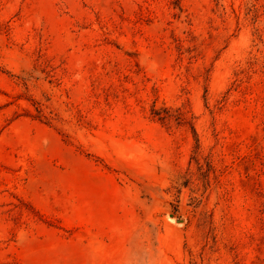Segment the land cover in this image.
<instances>
[{
    "label": "rangeland",
    "instance_id": "obj_1",
    "mask_svg": "<svg viewBox=\"0 0 264 264\" xmlns=\"http://www.w3.org/2000/svg\"><path fill=\"white\" fill-rule=\"evenodd\" d=\"M0 264H264V0H0Z\"/></svg>",
    "mask_w": 264,
    "mask_h": 264
},
{
    "label": "trees",
    "instance_id": "obj_2",
    "mask_svg": "<svg viewBox=\"0 0 264 264\" xmlns=\"http://www.w3.org/2000/svg\"><path fill=\"white\" fill-rule=\"evenodd\" d=\"M36 108L38 112L43 115V109H42V104L40 102H36Z\"/></svg>",
    "mask_w": 264,
    "mask_h": 264
}]
</instances>
